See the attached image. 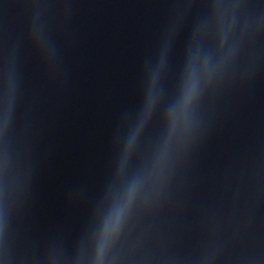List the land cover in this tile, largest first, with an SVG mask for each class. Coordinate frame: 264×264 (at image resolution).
<instances>
[{"label":"water","instance_id":"1","mask_svg":"<svg viewBox=\"0 0 264 264\" xmlns=\"http://www.w3.org/2000/svg\"><path fill=\"white\" fill-rule=\"evenodd\" d=\"M0 264H264V0H0Z\"/></svg>","mask_w":264,"mask_h":264}]
</instances>
